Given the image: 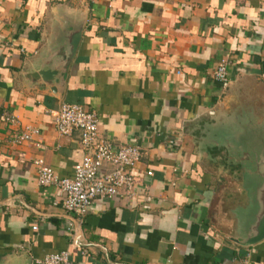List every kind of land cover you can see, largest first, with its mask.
Here are the masks:
<instances>
[{
  "label": "crops",
  "instance_id": "1",
  "mask_svg": "<svg viewBox=\"0 0 264 264\" xmlns=\"http://www.w3.org/2000/svg\"><path fill=\"white\" fill-rule=\"evenodd\" d=\"M85 15L64 97L24 85L59 22ZM223 60L226 88L213 77ZM63 103L96 112L104 141L144 153L135 196L98 199L83 221L38 184L37 160L73 178L84 157L81 134L54 126ZM243 112L264 121V0H0V264L61 252L74 264H264V242L218 233L236 234L233 210L248 203L223 147ZM27 127L40 148L12 143Z\"/></svg>",
  "mask_w": 264,
  "mask_h": 264
},
{
  "label": "built area",
  "instance_id": "2",
  "mask_svg": "<svg viewBox=\"0 0 264 264\" xmlns=\"http://www.w3.org/2000/svg\"><path fill=\"white\" fill-rule=\"evenodd\" d=\"M230 62L223 60L213 77L224 88L230 80L228 67ZM54 126L61 136H71L75 132L81 134L84 157L75 168L73 178H60L48 167L43 159L36 161L38 184L41 187H55L62 194V207L67 214L78 221L90 212L93 203L98 199L132 198L135 196L137 177L134 174L137 165L144 158L142 150L136 146L124 145L114 147L104 141L99 134L100 119L96 112L79 104L63 103L54 114ZM9 124H16L13 116L6 117ZM40 136L36 128L27 127L14 133L12 143L22 145L31 143L40 148L35 140ZM148 172V176H152ZM37 230V227H34ZM74 224L69 223L67 232L72 244L79 246L75 236ZM40 264H74L70 260V252L48 254Z\"/></svg>",
  "mask_w": 264,
  "mask_h": 264
},
{
  "label": "water",
  "instance_id": "3",
  "mask_svg": "<svg viewBox=\"0 0 264 264\" xmlns=\"http://www.w3.org/2000/svg\"><path fill=\"white\" fill-rule=\"evenodd\" d=\"M86 19L87 15L82 20L64 17L59 22L47 53L34 71L25 73L24 85L39 94L48 91L64 97L69 70L82 41ZM222 138H218V142ZM223 140L230 163L242 166V182L248 203L245 209L233 210L237 220L236 234L221 230L218 233L239 247L251 248L264 242V121L254 113L243 112ZM215 146L219 147L217 143Z\"/></svg>",
  "mask_w": 264,
  "mask_h": 264
},
{
  "label": "rangeland",
  "instance_id": "4",
  "mask_svg": "<svg viewBox=\"0 0 264 264\" xmlns=\"http://www.w3.org/2000/svg\"><path fill=\"white\" fill-rule=\"evenodd\" d=\"M229 189H230V191L232 190L233 192H236V187H235V184H233V185H231L230 187H229ZM230 193H232V192H230ZM232 195H234V193H232ZM224 196V195H223ZM221 197H222V195H221ZM218 199H219V197H218ZM217 199V200H218ZM217 203H219V200H218V202ZM224 210V209H223ZM233 210V209H232ZM223 213H225V210H224V212Z\"/></svg>",
  "mask_w": 264,
  "mask_h": 264
}]
</instances>
